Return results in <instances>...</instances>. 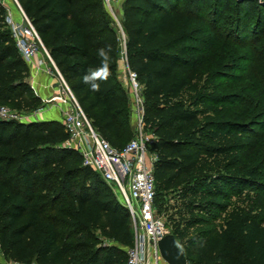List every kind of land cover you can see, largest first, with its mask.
I'll return each instance as SVG.
<instances>
[{"label": "trees", "instance_id": "16d2710c", "mask_svg": "<svg viewBox=\"0 0 264 264\" xmlns=\"http://www.w3.org/2000/svg\"><path fill=\"white\" fill-rule=\"evenodd\" d=\"M92 127L111 146L131 134L127 90L117 80L119 34L102 0H17ZM0 3V105L25 113L42 100ZM124 57L153 136L154 203L189 264H264V158L247 166L264 133V44L257 49L262 116L248 123L239 95L205 75L208 51L257 38L264 0H124ZM110 48L100 91L82 76ZM232 75V74H230ZM59 121L0 120V253L18 263L125 264L130 219L100 175L63 145ZM222 214L217 227L194 234ZM107 245L95 247L92 230Z\"/></svg>", "mask_w": 264, "mask_h": 264}, {"label": "built area", "instance_id": "2783aa9c", "mask_svg": "<svg viewBox=\"0 0 264 264\" xmlns=\"http://www.w3.org/2000/svg\"><path fill=\"white\" fill-rule=\"evenodd\" d=\"M117 1L102 0V3L118 34L123 37ZM10 2L19 11L18 22L12 19ZM0 3L5 10L4 23L20 57L27 66L31 64L38 67L45 66L47 73L56 79L55 87L59 97L65 103L60 121L66 134L63 145L80 155L83 166L89 167L100 175L111 188L116 199L128 211L132 242L124 249L125 264L164 263L157 242L170 232L166 224V216L157 211L154 203L153 163L156 160V154L148 148L153 141V136L143 126V100L140 87L135 81V74L128 71L127 75L130 85L128 90L130 113L134 119L133 134L121 148H116L92 127L17 0H0ZM39 53H42L43 57L34 62ZM121 53L124 54V51ZM40 111L41 108H37L21 113L11 110L6 105H0V120L34 121ZM0 264L34 263L6 260L0 253Z\"/></svg>", "mask_w": 264, "mask_h": 264}, {"label": "rangeland", "instance_id": "374dc122", "mask_svg": "<svg viewBox=\"0 0 264 264\" xmlns=\"http://www.w3.org/2000/svg\"><path fill=\"white\" fill-rule=\"evenodd\" d=\"M122 2L123 0H118L116 3L117 7H121ZM260 2H262V0H260ZM262 44H264V29L259 32L257 38L248 40L242 44H233L230 47H224V45L220 46V43L215 44L212 49L208 51V55L205 60V75L207 77L212 75V71L214 72L222 67H226L229 73L232 74H215V80L219 84L220 91L222 93L240 96V99L237 100L238 103H240L239 109L245 113L243 115H246L245 120L248 123H256L262 116V106H260V102L257 100L259 98V94H256L260 85L254 69L255 63L257 62L256 49ZM125 78L128 80L127 77ZM129 95L130 94L128 93V96ZM132 134L133 130L130 135L120 140L118 145L127 142L132 137ZM263 158L264 133L260 136V138H258L256 148L250 154L247 161V166H253ZM260 176L261 179L264 180V173ZM221 218L222 214L218 213L217 216L209 221L208 224L192 227L190 229V233L194 234L197 231L211 226L217 227ZM92 234L96 241L95 247L104 246L109 243V241L99 236L98 230L93 229Z\"/></svg>", "mask_w": 264, "mask_h": 264}, {"label": "crops", "instance_id": "0c3cea01", "mask_svg": "<svg viewBox=\"0 0 264 264\" xmlns=\"http://www.w3.org/2000/svg\"><path fill=\"white\" fill-rule=\"evenodd\" d=\"M9 8L12 19L15 22H18L19 11L17 7L10 2ZM118 13L120 16V20H122V6L118 7ZM121 51H124V35L123 37H121L120 35L118 37V57H117L116 76L119 83L128 92L129 82L125 77H127L129 70L124 54L121 53ZM40 57H43L42 53H39V55L35 57L34 62H36L37 59H39ZM25 80L32 88L33 93L38 97H40V99L42 100V105L40 107L41 111L39 112V114L37 115L34 121L56 120L60 122L63 109L65 108V103L59 97V94L55 87L56 86L55 77L47 73V71L45 70V66L38 67L31 64L28 66V77ZM129 126H130V130L132 131L134 127V119L131 113L129 118ZM160 264H167V263L164 262Z\"/></svg>", "mask_w": 264, "mask_h": 264}, {"label": "clouds", "instance_id": "9594fccd", "mask_svg": "<svg viewBox=\"0 0 264 264\" xmlns=\"http://www.w3.org/2000/svg\"><path fill=\"white\" fill-rule=\"evenodd\" d=\"M99 63L96 66H89L85 69L82 82L88 86L90 91H100L101 83L108 80L110 75V48L101 47L97 49Z\"/></svg>", "mask_w": 264, "mask_h": 264}, {"label": "water", "instance_id": "95a60500", "mask_svg": "<svg viewBox=\"0 0 264 264\" xmlns=\"http://www.w3.org/2000/svg\"><path fill=\"white\" fill-rule=\"evenodd\" d=\"M25 82H27L25 80ZM11 122H18L15 119H11ZM158 250L160 252L161 258L167 264H187L186 257L182 250L176 244L175 238L171 233L164 235L157 242Z\"/></svg>", "mask_w": 264, "mask_h": 264}]
</instances>
